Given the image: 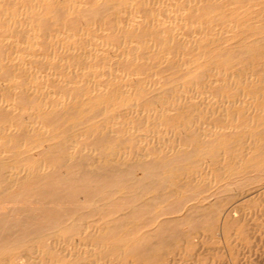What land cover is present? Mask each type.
<instances>
[{"label": "bare ground", "instance_id": "bare-ground-1", "mask_svg": "<svg viewBox=\"0 0 264 264\" xmlns=\"http://www.w3.org/2000/svg\"><path fill=\"white\" fill-rule=\"evenodd\" d=\"M241 199L264 0H0V264H235Z\"/></svg>", "mask_w": 264, "mask_h": 264}, {"label": "rangeland", "instance_id": "rangeland-1", "mask_svg": "<svg viewBox=\"0 0 264 264\" xmlns=\"http://www.w3.org/2000/svg\"><path fill=\"white\" fill-rule=\"evenodd\" d=\"M241 201H243V202H245V204L250 205L251 207H253L252 208L253 209L252 212L259 213V215L257 216V219L255 221L260 224V227L261 228L258 227L259 226V224H258L257 229L258 228L259 229L257 231H254V229H253L254 228V225L252 224L253 227L251 225H249V229H248L247 232L248 233L251 232V233H249L250 235H247V240L235 241V246L236 245L238 247L239 246H243V248H240L241 249V253H240V249L238 247L237 248L235 247V249H236L235 252H237L236 255H240V256H235V264L237 263L236 259L238 257H239L238 258V264H242V263L243 264H260V262H261V264H264V244H263L264 243V227L262 228V225H264V214H262V210H261V213H260V209H263V208H261V204H260L261 203L260 202L261 200L254 199L253 201L252 200H248L247 201V200L241 199L239 202L235 201V204L236 203H240ZM250 227L252 228L251 230H250ZM253 231H254V233H252ZM250 237H252V239ZM257 239L258 240L260 239V240L258 241ZM261 239H262V241H261ZM236 242H237V244H236ZM252 244H253V246H252ZM247 246H250V247H247ZM238 249H239V252H238ZM248 249H249V251H248ZM241 255H244V257L241 256ZM188 260H189V262H191L192 261V258L191 257H187L186 262H188ZM252 260H254V261H252Z\"/></svg>", "mask_w": 264, "mask_h": 264}]
</instances>
